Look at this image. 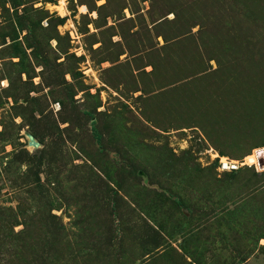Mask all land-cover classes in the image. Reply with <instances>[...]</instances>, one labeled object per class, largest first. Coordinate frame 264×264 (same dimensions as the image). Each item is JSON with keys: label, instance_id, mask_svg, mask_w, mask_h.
<instances>
[{"label": "rangeland", "instance_id": "374dc122", "mask_svg": "<svg viewBox=\"0 0 264 264\" xmlns=\"http://www.w3.org/2000/svg\"><path fill=\"white\" fill-rule=\"evenodd\" d=\"M262 148L264 0H0V264H264Z\"/></svg>", "mask_w": 264, "mask_h": 264}, {"label": "bare ground", "instance_id": "6f19581e", "mask_svg": "<svg viewBox=\"0 0 264 264\" xmlns=\"http://www.w3.org/2000/svg\"><path fill=\"white\" fill-rule=\"evenodd\" d=\"M263 160V161H262ZM246 166H254L257 169L262 168L264 165V148L253 151L250 155H247L243 159Z\"/></svg>", "mask_w": 264, "mask_h": 264}, {"label": "built area", "instance_id": "2783aa9c", "mask_svg": "<svg viewBox=\"0 0 264 264\" xmlns=\"http://www.w3.org/2000/svg\"><path fill=\"white\" fill-rule=\"evenodd\" d=\"M263 161V160H262ZM239 163V162H237ZM243 164L242 163H239V166H242ZM219 167L222 169V170H236V168L238 167L237 164H233L231 162H219Z\"/></svg>", "mask_w": 264, "mask_h": 264}, {"label": "trees", "instance_id": "16d2710c", "mask_svg": "<svg viewBox=\"0 0 264 264\" xmlns=\"http://www.w3.org/2000/svg\"><path fill=\"white\" fill-rule=\"evenodd\" d=\"M176 204L179 205L177 201H176Z\"/></svg>", "mask_w": 264, "mask_h": 264}]
</instances>
